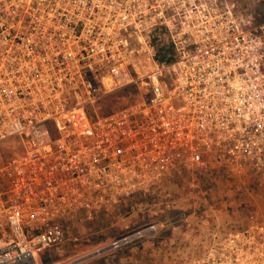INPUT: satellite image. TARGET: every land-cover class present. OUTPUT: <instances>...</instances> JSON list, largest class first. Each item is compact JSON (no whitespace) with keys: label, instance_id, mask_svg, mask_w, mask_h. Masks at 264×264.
Instances as JSON below:
<instances>
[{"label":"built area","instance_id":"obj_1","mask_svg":"<svg viewBox=\"0 0 264 264\" xmlns=\"http://www.w3.org/2000/svg\"><path fill=\"white\" fill-rule=\"evenodd\" d=\"M172 61L156 60L161 44ZM141 98L108 114L105 96ZM0 264H35L181 169L264 163V22L230 0H0ZM126 231L101 253L151 238ZM170 264H264V218L213 227ZM120 262H115L119 264Z\"/></svg>","mask_w":264,"mask_h":264},{"label":"rangeland","instance_id":"obj_2","mask_svg":"<svg viewBox=\"0 0 264 264\" xmlns=\"http://www.w3.org/2000/svg\"><path fill=\"white\" fill-rule=\"evenodd\" d=\"M238 16L264 22V0H230ZM141 98L136 87L120 90L96 107L104 115ZM13 148H0V160ZM264 218V163L209 162L181 169L126 207L92 223L66 221L65 241L37 251L35 264H170L179 249H193L213 227H226L248 219ZM157 224L155 235L122 248L116 256L92 254L128 230ZM124 253V254H122ZM130 254V255H129Z\"/></svg>","mask_w":264,"mask_h":264},{"label":"trees","instance_id":"obj_3","mask_svg":"<svg viewBox=\"0 0 264 264\" xmlns=\"http://www.w3.org/2000/svg\"><path fill=\"white\" fill-rule=\"evenodd\" d=\"M172 55H173V50H172L171 46L169 44L164 43V44H161L157 49L156 60L160 63H163V62L169 63L172 61ZM110 96L111 95L105 96L101 101H99V103L96 105V107H98L102 104L104 105L105 103H107ZM122 254H124V253H122ZM98 264H105L104 259L103 258L99 259Z\"/></svg>","mask_w":264,"mask_h":264}]
</instances>
